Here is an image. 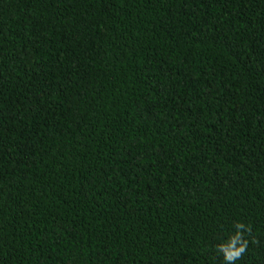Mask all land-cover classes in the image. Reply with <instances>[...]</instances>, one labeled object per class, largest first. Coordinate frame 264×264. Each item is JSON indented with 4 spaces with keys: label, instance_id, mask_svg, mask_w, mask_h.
Returning <instances> with one entry per match:
<instances>
[{
    "label": "trees",
    "instance_id": "1",
    "mask_svg": "<svg viewBox=\"0 0 264 264\" xmlns=\"http://www.w3.org/2000/svg\"><path fill=\"white\" fill-rule=\"evenodd\" d=\"M237 222L264 264V0H0V264H224Z\"/></svg>",
    "mask_w": 264,
    "mask_h": 264
},
{
    "label": "clouds",
    "instance_id": "2",
    "mask_svg": "<svg viewBox=\"0 0 264 264\" xmlns=\"http://www.w3.org/2000/svg\"><path fill=\"white\" fill-rule=\"evenodd\" d=\"M235 228L236 232L234 235H231L227 241L216 245V251L222 254L224 264H235L237 260L243 258L249 247L250 241L245 234L251 235V225L237 222ZM251 242L259 243L257 240H252Z\"/></svg>",
    "mask_w": 264,
    "mask_h": 264
}]
</instances>
